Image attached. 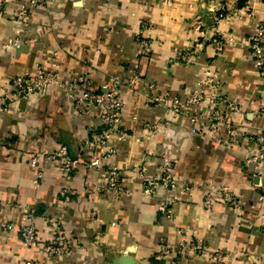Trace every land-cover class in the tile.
I'll use <instances>...</instances> for the list:
<instances>
[{
    "label": "crops",
    "instance_id": "0c3cea01",
    "mask_svg": "<svg viewBox=\"0 0 264 264\" xmlns=\"http://www.w3.org/2000/svg\"><path fill=\"white\" fill-rule=\"evenodd\" d=\"M8 2L0 0V97L13 95V77L33 74L36 65L49 66L57 52L55 69L66 84L75 75L92 73L93 89L99 90L111 77L125 80L137 63L157 94L184 98L200 81L214 84L238 103L237 123L264 129L259 109L264 67L255 66L248 45L254 23L264 17V0L251 2L253 17L244 15L246 0H43L25 26L15 21L16 9ZM233 6L238 15L227 12ZM219 8L226 10L224 19H218ZM142 23L151 29L142 31ZM138 35L151 43L146 57L138 56ZM230 37L234 43L227 42ZM18 40L20 48L5 49ZM191 49L190 66L177 60ZM66 89L51 87L45 96L8 99L0 107V264H116L124 256L135 264H208L192 253L173 251L182 239L177 229L186 241L224 254L227 264H264V175L251 174L244 150L192 136L187 120L121 88L128 136L111 164L120 169L128 195L121 201L107 195L88 198L86 189L105 183L101 171L86 168L89 158L81 153L96 120L75 114ZM60 145L80 161L68 179L47 159L38 169L30 166L33 156L51 154ZM161 155L171 158L179 188L160 186L145 199L137 171L144 166L146 175L155 177ZM38 171L43 180L36 186ZM208 185L230 188L242 201V212L218 203L204 208ZM183 187L188 190L182 192ZM64 188L76 194L61 203L58 193ZM162 206L172 213L160 211ZM22 208L34 212L41 242L49 240L43 217L58 219L70 253L51 258L25 248L15 231L3 233L5 223L19 221ZM162 241L167 254L159 250Z\"/></svg>",
    "mask_w": 264,
    "mask_h": 264
},
{
    "label": "built area",
    "instance_id": "2783aa9c",
    "mask_svg": "<svg viewBox=\"0 0 264 264\" xmlns=\"http://www.w3.org/2000/svg\"><path fill=\"white\" fill-rule=\"evenodd\" d=\"M9 5L16 9L15 21L23 26L27 24L30 13L43 4V0H8ZM246 0L244 15L253 17L251 2ZM218 19L227 16L226 10L219 8ZM238 15L237 7L227 9V12ZM240 11V10H239ZM3 14V13H2ZM5 15V14H4ZM142 31L151 29L150 24L142 23ZM253 31L248 36L249 57L254 61L257 68L264 67V17L258 18L254 23ZM139 57H146L151 50V43L142 37L135 39ZM227 42L234 43L233 38ZM21 42L8 43L5 49L20 48ZM58 53H52L50 65H36L33 74L22 73L12 78L13 95L0 97V107L7 104L8 99L19 101L28 100L33 96H45L51 87H67L69 98L73 102L74 112L77 115L95 117L96 125L91 127V135L81 143V153L89 158L86 168L101 171L104 175V186L95 185L86 189L85 195L93 198L97 195H107L114 201H121L128 195V191L122 185L121 171L112 165L118 157V144L128 135L124 126V100L120 95V89H127L128 93H141L152 106H163L175 117L183 118L189 123V131L192 136H207L211 141L221 143L229 149H242L246 153L244 165L252 166V175H264V129H254L236 122L240 114L238 103L230 96L219 93L214 84H206L200 81L196 89L189 95L182 97H170L168 93L157 94V87L149 82L138 69V64L130 66L125 80L111 77L99 90L92 86V73L78 74L68 83L61 81L55 63ZM194 50L184 51L178 56V61L186 66L194 61ZM171 62V61H170ZM79 89V91H78ZM77 90V91H76ZM263 102L259 109L264 111V90L262 91ZM43 159L55 164L58 171L65 178H69L80 166L78 158L72 157L65 146H58L51 154L35 155L30 160V166L38 169ZM147 169L140 166L137 178L142 182V193L145 199H151L161 186L166 191H176L179 188L175 177V169L170 157L160 156V164L157 175L150 178L146 175ZM43 180L42 172L38 171L34 184L36 186ZM182 192L188 189L182 188ZM76 192L64 188L58 193V201L68 202ZM231 207L240 213L243 203L240 198L228 187L208 185L205 188L203 207L212 208L215 204ZM160 211L171 214V209L159 207ZM95 214L90 215V221L94 222ZM48 229L49 240L41 242L36 231V216L30 208H22L17 223H5L2 226L3 233L15 231L22 245L27 249H39L49 257H62L70 253L71 246L60 235V221L56 218L43 217ZM178 238H182L173 250L175 253L185 255L192 253L195 257L207 261L208 264H227V257L219 251L210 253L208 248L199 241H186L184 231H175ZM161 253L167 254L169 248L163 241L160 244ZM31 264V263H25Z\"/></svg>",
    "mask_w": 264,
    "mask_h": 264
},
{
    "label": "water",
    "instance_id": "95a60500",
    "mask_svg": "<svg viewBox=\"0 0 264 264\" xmlns=\"http://www.w3.org/2000/svg\"><path fill=\"white\" fill-rule=\"evenodd\" d=\"M114 263V262H113ZM116 264H135V261L127 256L121 257L116 261Z\"/></svg>",
    "mask_w": 264,
    "mask_h": 264
}]
</instances>
